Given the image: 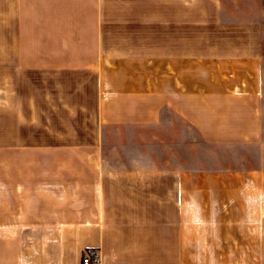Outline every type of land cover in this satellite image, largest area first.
<instances>
[{
    "label": "crops",
    "instance_id": "crops-1",
    "mask_svg": "<svg viewBox=\"0 0 264 264\" xmlns=\"http://www.w3.org/2000/svg\"><path fill=\"white\" fill-rule=\"evenodd\" d=\"M245 1L0 0V264L91 249L98 264H264L248 172L102 156L105 125L171 114L205 144L261 143L263 17Z\"/></svg>",
    "mask_w": 264,
    "mask_h": 264
},
{
    "label": "rangeland",
    "instance_id": "rangeland-1",
    "mask_svg": "<svg viewBox=\"0 0 264 264\" xmlns=\"http://www.w3.org/2000/svg\"><path fill=\"white\" fill-rule=\"evenodd\" d=\"M259 6L263 17L261 143L205 144L195 130L174 114L161 127L107 124L102 135V156L107 168L125 170L150 165L156 169L181 167L184 172L246 171L250 177L245 180L247 185L264 194V0H259ZM26 128L23 126L24 136L30 135Z\"/></svg>",
    "mask_w": 264,
    "mask_h": 264
},
{
    "label": "built area",
    "instance_id": "built-area-1",
    "mask_svg": "<svg viewBox=\"0 0 264 264\" xmlns=\"http://www.w3.org/2000/svg\"><path fill=\"white\" fill-rule=\"evenodd\" d=\"M99 257L96 249L86 250L81 257V264H98Z\"/></svg>",
    "mask_w": 264,
    "mask_h": 264
}]
</instances>
